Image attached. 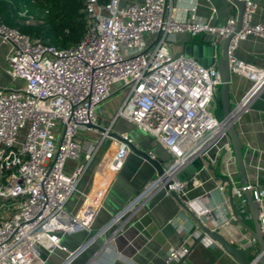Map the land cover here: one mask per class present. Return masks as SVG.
Masks as SVG:
<instances>
[{
  "label": "built area",
  "instance_id": "built-area-1",
  "mask_svg": "<svg viewBox=\"0 0 264 264\" xmlns=\"http://www.w3.org/2000/svg\"><path fill=\"white\" fill-rule=\"evenodd\" d=\"M246 2L242 29L228 55L231 73L247 78L252 87L233 108L234 120L264 88V68L235 56L246 38L264 41V25L252 22L255 5ZM189 10L195 12L196 4ZM83 13V39L65 49L32 39L0 20V41L8 47L5 72L16 83L10 89L0 87V264H45L56 251L68 252L63 264L73 260L77 252H69L63 238L91 230L105 192L130 152L113 134L118 120L152 136L170 153L172 163L164 177L155 178L87 244L118 219L142 209L187 164L227 138L225 121L210 111L221 86L217 68L174 53L172 43L180 33H210L223 40L233 33L236 18L223 27L188 20L177 13L173 0H85ZM31 15L27 8L19 13L27 24ZM115 93L121 94V103L109 126L103 133L89 128L100 126L98 112ZM122 138L131 141L127 135ZM106 142L115 149L105 151L98 174H105L103 162L111 152L112 174L84 195L77 213L68 212L69 200ZM69 161L79 162L71 173ZM227 178L241 201L250 191L255 201L264 203V190L235 186ZM183 186L170 184L166 194ZM185 253L180 247L169 257Z\"/></svg>",
  "mask_w": 264,
  "mask_h": 264
},
{
  "label": "crops",
  "instance_id": "crops-1",
  "mask_svg": "<svg viewBox=\"0 0 264 264\" xmlns=\"http://www.w3.org/2000/svg\"><path fill=\"white\" fill-rule=\"evenodd\" d=\"M252 1L255 3L252 22L264 25V0ZM193 4H196L195 12L189 10ZM173 7L180 16L188 20L203 23L210 21L214 27H223L229 19L237 17L236 8L228 0H173ZM212 9H215V13ZM216 40L215 35L210 33H201L195 37L180 33L174 37L172 50L174 53L192 57L204 66L210 59L208 49L216 44ZM7 52L8 47L0 41V87L10 89L15 87L16 83L5 72ZM235 56L255 67L264 68V41L257 36L246 38L239 43ZM251 87L252 83L247 78L232 74L229 89L233 108ZM215 99V108L219 111V117H222L220 88ZM120 103L121 94L118 105L110 116L98 118L101 127L109 126ZM118 121L130 124L124 120ZM115 125V133L121 137L127 135L139 149L162 160L165 167L172 163L170 153L152 136L130 124L135 131L131 138V133L118 132ZM235 125L244 146L243 160L247 181L250 185L264 190V88L250 101ZM111 148L114 152L115 147L106 142L97 159L91 163L79 183L78 202L73 210H67L68 212L77 213L85 203L84 195L92 194L99 180L106 174H112ZM106 150H111V153L103 162L105 174H98V166ZM78 163L69 161L67 172L71 173ZM193 165L196 172L181 191L183 203L188 207L187 211L162 189L151 196L142 209L118 219L111 229L87 244L95 233L110 225L113 218L157 178L155 169L130 151L120 172L105 192L102 207L92 223L91 230L63 238L62 242L67 250L77 252L69 264H240L218 242L201 231L191 214L211 225L216 223L218 226L215 229L220 231L229 243L247 249L253 259L258 254L259 247L247 228H252V219L247 208L235 206L241 199L233 195V187L227 178L230 177L235 186L242 184L229 138L223 139L217 147L195 160ZM221 187L223 191L220 190ZM261 223L264 232V207ZM180 247L186 249L187 253L170 258L169 254ZM67 258L68 252L56 251L47 257L45 264H63Z\"/></svg>",
  "mask_w": 264,
  "mask_h": 264
},
{
  "label": "water",
  "instance_id": "water-1",
  "mask_svg": "<svg viewBox=\"0 0 264 264\" xmlns=\"http://www.w3.org/2000/svg\"><path fill=\"white\" fill-rule=\"evenodd\" d=\"M231 5H233L237 10V17H236V26L234 28L233 33H231L228 37L223 40H216V44L209 47V62L204 63V66H216L220 79H221V86H220V101L222 105V120L225 121V132L227 137L230 140L234 157L236 160L237 168L242 179V186L247 187L249 185L247 181L246 175V168L244 165L243 160V143L240 139L239 133L236 129L235 122L236 120L232 119V112L233 107L230 98V89L229 84L232 80V73L230 70V61L228 50L231 44V41L237 36V34L242 29V23L244 14L247 9V2L246 0H228ZM252 5L255 3L250 0ZM89 128H93L98 130L99 132L103 133L105 129L98 125H88ZM116 138L121 140L122 142L126 143L131 151V153L137 155L148 164H150L156 171V175L158 178H162L165 176L166 169L168 167L164 166V162L162 160L156 159L151 156V154L142 151L139 149L134 143L131 141L123 139L117 133H113ZM196 168L194 167L193 163H189L186 167L178 173L174 179H170L167 184L165 185V190H169V185L173 183L183 184L182 190L188 185V182L191 180L192 176L195 174ZM169 196L172 197L183 209L186 211L188 207L183 203L181 191H170ZM238 208L245 209L247 208L251 219H252V228L248 227L249 231L251 232L256 244H258V254L252 259L249 256L248 250L243 248H238L233 244L229 243L226 238L220 233V231L216 230L215 227L218 225L213 223H207L203 219H198L197 216L192 215L193 219L197 223L198 227L201 231L207 235L210 239L218 242L230 255L233 256L235 260H237L240 264H264V232L263 226L261 223V214L262 209L264 207V203H259L253 199V195L250 191H246L243 195V200L236 203L235 205ZM234 206V207H235ZM189 212V211H188ZM236 213V211H234ZM240 222L242 220L238 219ZM246 226V225H245Z\"/></svg>",
  "mask_w": 264,
  "mask_h": 264
},
{
  "label": "trees",
  "instance_id": "trees-1",
  "mask_svg": "<svg viewBox=\"0 0 264 264\" xmlns=\"http://www.w3.org/2000/svg\"><path fill=\"white\" fill-rule=\"evenodd\" d=\"M85 0H0V20L32 39L59 49L70 48L83 39L86 18ZM39 8L47 13L44 23L36 26L20 25L19 13L27 8L30 14Z\"/></svg>",
  "mask_w": 264,
  "mask_h": 264
},
{
  "label": "rangeland",
  "instance_id": "rangeland-1",
  "mask_svg": "<svg viewBox=\"0 0 264 264\" xmlns=\"http://www.w3.org/2000/svg\"><path fill=\"white\" fill-rule=\"evenodd\" d=\"M32 18L29 19V23L27 24L24 20L19 21L20 25H30V26H36V25H40L44 23V19H46L47 14L43 13L38 7L33 9V13H32ZM120 100V93L114 94L112 98L108 99L106 102L103 103L102 108L100 109V111L98 112V118H108L110 116V114L112 113V111L114 110V108L118 105V102ZM216 102L217 100H214V103L212 105V107L210 108V111L219 117V111L215 108L216 106ZM102 122V121H101ZM102 125H104V122L101 123ZM115 129L118 132H123V131H127L129 133H131V138L133 137L134 134V127L130 124L118 121L115 125ZM22 136H26V131H22L21 132ZM71 163H69L70 165ZM88 177V175H87ZM78 191L74 193V195L71 198V201L67 204V210L68 211H72L73 208L75 207L76 203L78 202Z\"/></svg>",
  "mask_w": 264,
  "mask_h": 264
}]
</instances>
